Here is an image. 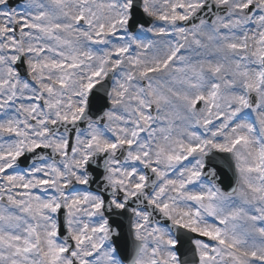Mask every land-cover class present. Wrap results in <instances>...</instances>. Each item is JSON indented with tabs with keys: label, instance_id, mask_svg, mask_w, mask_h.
I'll return each mask as SVG.
<instances>
[{
	"label": "snow or ice",
	"instance_id": "1",
	"mask_svg": "<svg viewBox=\"0 0 264 264\" xmlns=\"http://www.w3.org/2000/svg\"><path fill=\"white\" fill-rule=\"evenodd\" d=\"M0 264H264V0H0Z\"/></svg>",
	"mask_w": 264,
	"mask_h": 264
},
{
	"label": "water",
	"instance_id": "2",
	"mask_svg": "<svg viewBox=\"0 0 264 264\" xmlns=\"http://www.w3.org/2000/svg\"><path fill=\"white\" fill-rule=\"evenodd\" d=\"M13 1H15V2H19V1H21V0H13ZM14 3V2H13ZM221 175H224V180H223V183H222V187H223V189L225 190V191H229L230 190V188L232 187V186H234V183H235V181L234 180H231V182H230V180H229V178H231L232 177V171L229 169V168H227L226 166H222V170H221V173H220ZM125 228H126V226H125ZM206 239V238H205ZM185 247H187V245H185Z\"/></svg>",
	"mask_w": 264,
	"mask_h": 264
}]
</instances>
